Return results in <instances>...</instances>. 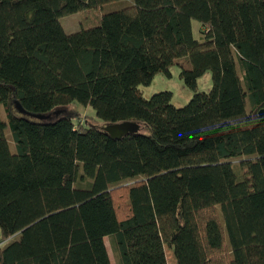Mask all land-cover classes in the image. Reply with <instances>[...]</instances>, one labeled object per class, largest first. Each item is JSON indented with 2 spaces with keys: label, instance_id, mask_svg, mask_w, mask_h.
Returning a JSON list of instances; mask_svg holds the SVG:
<instances>
[{
  "label": "trees",
  "instance_id": "1",
  "mask_svg": "<svg viewBox=\"0 0 264 264\" xmlns=\"http://www.w3.org/2000/svg\"><path fill=\"white\" fill-rule=\"evenodd\" d=\"M114 1L0 0V264H111L105 237L116 264H264V0H130L75 32L58 22ZM173 65L189 101L144 98ZM123 121L138 132L100 128Z\"/></svg>",
  "mask_w": 264,
  "mask_h": 264
},
{
  "label": "rangeland",
  "instance_id": "2",
  "mask_svg": "<svg viewBox=\"0 0 264 264\" xmlns=\"http://www.w3.org/2000/svg\"><path fill=\"white\" fill-rule=\"evenodd\" d=\"M130 4V0H119L110 3H106L96 8L83 9L74 13H70L58 18V22L64 32L71 33L78 31L81 27H90L96 25L99 21V18L104 13L122 9ZM192 29L193 34L196 38H201L202 30L201 25L196 21L192 20ZM141 95L144 98L150 97L152 94L159 91H171L172 98L171 102L176 107L184 106L189 99L192 97L194 91L189 89L182 81L179 76V67L173 65L169 68V73H159L157 74L150 84L140 85ZM211 88V73L206 71L201 77L197 79V85L195 91H208ZM71 106L76 108L77 111L81 114H86L90 119H95L92 109L88 106H82L76 102H72ZM86 117V116H85ZM0 118L4 120V115L2 108L0 106ZM75 120L76 117H73ZM81 119V117H80ZM4 136L8 143V148L12 152L14 150L13 144L11 143L9 137V131L6 126L4 129ZM254 159L253 156H240L231 159L232 163L235 164L236 170L240 177H245L247 175L244 172V168L248 166V163ZM85 178L81 177V172L78 171L74 186L81 187L85 184ZM105 244L107 251L110 257L111 264H116L112 255L111 247L108 241V238L105 237ZM168 264H176V259L171 251H167Z\"/></svg>",
  "mask_w": 264,
  "mask_h": 264
},
{
  "label": "water",
  "instance_id": "3",
  "mask_svg": "<svg viewBox=\"0 0 264 264\" xmlns=\"http://www.w3.org/2000/svg\"><path fill=\"white\" fill-rule=\"evenodd\" d=\"M36 118H42L43 116L31 115ZM110 138L120 139L121 137L136 133L139 130V125L134 121H123L111 124H105L100 127Z\"/></svg>",
  "mask_w": 264,
  "mask_h": 264
}]
</instances>
